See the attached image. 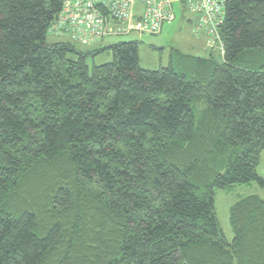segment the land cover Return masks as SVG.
<instances>
[{
    "label": "trees",
    "instance_id": "1",
    "mask_svg": "<svg viewBox=\"0 0 264 264\" xmlns=\"http://www.w3.org/2000/svg\"><path fill=\"white\" fill-rule=\"evenodd\" d=\"M63 1L0 0V264H264V199L232 241L215 205L264 188V0L226 1L220 60L154 70L136 41L49 42Z\"/></svg>",
    "mask_w": 264,
    "mask_h": 264
},
{
    "label": "built area",
    "instance_id": "2",
    "mask_svg": "<svg viewBox=\"0 0 264 264\" xmlns=\"http://www.w3.org/2000/svg\"><path fill=\"white\" fill-rule=\"evenodd\" d=\"M188 11L199 12L202 24L211 22L209 44L220 40L219 27L225 20L227 0H184ZM142 10L135 14L134 5ZM172 0H64L62 10L49 28V33L91 45L102 38L132 32L158 34L164 24L175 19Z\"/></svg>",
    "mask_w": 264,
    "mask_h": 264
},
{
    "label": "rangeland",
    "instance_id": "3",
    "mask_svg": "<svg viewBox=\"0 0 264 264\" xmlns=\"http://www.w3.org/2000/svg\"><path fill=\"white\" fill-rule=\"evenodd\" d=\"M134 8L135 14L141 12L142 10L139 3L135 4ZM191 17L192 15L186 12L184 14L178 13L177 19L173 23L164 26L162 32L158 34L135 31L127 35H114L102 38L94 43L92 47H84L81 45L80 47L85 50H94L95 48L103 49L122 41H136L139 46L141 66L145 69L151 70L167 66L170 61V56L174 53V51L202 57L214 54L215 58L220 60L219 42L222 43V40L210 45L212 48L206 42L209 51L206 50L204 48L205 40L203 38H198L193 32V23L190 21ZM62 40H70V38L56 36L52 33L48 35L49 42ZM112 59V52L109 50L104 51L95 57H89V62L90 64H93V62L96 64H103L110 62ZM258 173L261 176H264V151L261 155ZM251 195H257L264 199V188L260 187L256 182H252L249 184L235 185L228 189H216V212L221 230L229 241H232L234 237V232L230 222V209L236 202Z\"/></svg>",
    "mask_w": 264,
    "mask_h": 264
},
{
    "label": "crops",
    "instance_id": "4",
    "mask_svg": "<svg viewBox=\"0 0 264 264\" xmlns=\"http://www.w3.org/2000/svg\"><path fill=\"white\" fill-rule=\"evenodd\" d=\"M173 4H174V11H175V19L170 21V22H167L165 23L164 26H166L167 24H171L173 23L176 19H177V15L178 13H181V14H184L185 12L186 13H189L190 15H192V17L190 18V21L193 23V32L194 34L198 37V38H203L205 40V49L208 50V47H207V44L210 46L209 44V39H210V32H209V28L211 26V22H206L205 23V27L199 31V33L196 32V29L200 26V24H202L203 20H201V15L199 13H194L192 11H188V9L186 8L185 6V1L184 0H172ZM164 28V27H163ZM163 30V29H162ZM162 32V31H161ZM160 32V33H161ZM220 34V33H219ZM207 35V36H206ZM221 35V34H220ZM207 38H206V37ZM222 40V37L220 38V40L218 41H221ZM217 41V42H218ZM207 42V44H206ZM216 42V43H217ZM219 45H220V50H219V55L220 56H223V53H224V44H223V40H222V43L219 42ZM212 48V46H210ZM209 51V50H208ZM212 51V50H211Z\"/></svg>",
    "mask_w": 264,
    "mask_h": 264
},
{
    "label": "bare ground",
    "instance_id": "5",
    "mask_svg": "<svg viewBox=\"0 0 264 264\" xmlns=\"http://www.w3.org/2000/svg\"><path fill=\"white\" fill-rule=\"evenodd\" d=\"M213 51V50H212ZM212 57V56H211Z\"/></svg>",
    "mask_w": 264,
    "mask_h": 264
}]
</instances>
